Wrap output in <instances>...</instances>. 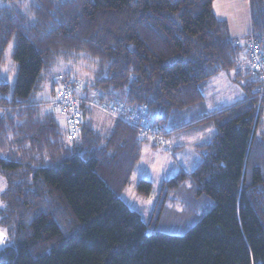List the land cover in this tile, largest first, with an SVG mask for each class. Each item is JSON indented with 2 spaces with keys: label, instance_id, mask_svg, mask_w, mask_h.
Wrapping results in <instances>:
<instances>
[{
  "label": "trees",
  "instance_id": "obj_1",
  "mask_svg": "<svg viewBox=\"0 0 264 264\" xmlns=\"http://www.w3.org/2000/svg\"><path fill=\"white\" fill-rule=\"evenodd\" d=\"M2 1L0 66L13 41L17 72L12 89L0 79V264H264V143L256 131L264 99L248 67L238 70L246 38L264 50V0H248L251 32L238 41L214 0ZM78 55L94 64L85 85L70 71L58 78L82 83L76 93L88 102L144 106L164 144L107 113L111 129L98 127L100 109L89 103L81 105L80 135L69 140L49 100L59 91L57 64ZM227 71L242 87L241 102L174 123ZM48 82L52 97L39 98ZM207 121L214 131L197 145V165L176 179L189 177L212 207L181 235L148 232L120 197L143 145L168 151L174 132ZM151 189L138 180V194Z\"/></svg>",
  "mask_w": 264,
  "mask_h": 264
},
{
  "label": "rangeland",
  "instance_id": "obj_2",
  "mask_svg": "<svg viewBox=\"0 0 264 264\" xmlns=\"http://www.w3.org/2000/svg\"><path fill=\"white\" fill-rule=\"evenodd\" d=\"M2 2L3 1L0 0V3ZM225 6H227L228 9H232L233 13L235 12L236 15L239 13V0H237V5L235 4V0H231V2L230 0H226ZM13 47V41H10L4 48L3 60L0 66V79L8 82L11 89L17 72L16 63L12 58ZM240 48L242 54L240 56L241 59L239 61L238 70L241 74L248 66L244 48L241 45ZM91 61L93 60L86 55H78L73 61L60 62L55 68V72H59L56 73L58 74L57 78L58 76H63L62 73L70 71L72 75H75V78L83 82V84L81 83L83 86L93 72L94 64ZM235 76V72H233L232 78L235 79ZM242 81H244V78H242ZM54 83L55 80H53L52 85H54ZM231 86L232 87L223 88L226 94H230L233 97L235 91L230 93L229 91L235 87H233V85ZM60 88L61 84L57 82L55 84L54 93H57ZM51 95L50 84L48 82L39 98L49 100L52 97ZM90 96H92V94ZM231 96H225L224 103H229L232 99ZM50 101L51 100H49V102ZM47 107L50 108L48 105ZM55 113L61 126H63L64 122L59 120L60 114L57 112ZM203 113H205V109L203 110L201 107H197V109H188L178 115H174V123L178 124L179 122L196 119ZM93 117L94 120L101 125H107L112 119L105 112L100 110L95 111ZM192 130L194 129H185L179 133L174 132L171 135L172 141L170 142V146L174 145V143L180 139L182 140L181 144H184L182 151L175 152L173 149L163 151L161 148L153 147L150 143L144 144L141 158L131 175L130 183L120 194V197L125 203L140 214L141 219L146 223L148 232L157 230L174 235H181L198 222L213 205L212 200L205 195L197 194L189 177L181 181L176 179L179 177L180 173L184 172L188 175L200 159L193 146L198 138L196 135L192 134ZM168 140L170 141V139ZM141 178L148 179L152 183V189L148 196L140 195L136 191L137 182ZM172 179H175L174 185L170 182ZM2 191L3 183L0 181V194ZM1 204L2 202L0 201V205ZM5 243L6 235L4 243H0V245H5Z\"/></svg>",
  "mask_w": 264,
  "mask_h": 264
},
{
  "label": "built area",
  "instance_id": "obj_3",
  "mask_svg": "<svg viewBox=\"0 0 264 264\" xmlns=\"http://www.w3.org/2000/svg\"><path fill=\"white\" fill-rule=\"evenodd\" d=\"M243 45L245 47L248 72L251 78L257 82L255 89L256 97L258 100H262L264 99V50L260 42L254 37L246 38ZM58 79L61 88L57 96L49 104L53 110L65 117L69 140H74L80 135L82 119L81 105L89 103L110 116L120 118L130 125H139L141 136H146L155 143H165V139L162 137L158 128L145 122L144 106H138L136 109L137 112H133L127 109L124 103L106 105L105 103H99L94 100L88 102L76 93L81 87L80 83L71 78L66 80L63 77H59Z\"/></svg>",
  "mask_w": 264,
  "mask_h": 264
},
{
  "label": "crops",
  "instance_id": "obj_4",
  "mask_svg": "<svg viewBox=\"0 0 264 264\" xmlns=\"http://www.w3.org/2000/svg\"><path fill=\"white\" fill-rule=\"evenodd\" d=\"M231 2V0H230ZM226 0H214L213 1V10L215 12V15L217 18L224 20L228 24L229 34L230 36L238 41L243 38H245L250 32H251V22H250V16H249V7H248V0H239L240 8L239 13H236L232 11V9H228L227 6H225ZM235 4L237 5V0H235ZM237 12V11H236ZM233 72H220L214 76H212L204 90V102L202 105L198 106L201 107V109H205V113L213 112L222 108L229 107L230 105L240 102L244 99V92L242 90V87L239 83H237L233 78ZM223 80V81H221ZM225 82V83H224ZM233 88L230 92L235 91L234 96L232 97L230 94H226L225 89L223 87H232ZM226 94V95H224ZM225 96H231L232 99L229 103H224V97ZM197 109V108H196ZM202 116V115H201ZM61 122H64L63 127L66 128L65 123V117L63 115H60ZM61 124V123H60ZM97 126H99L102 129H111L110 123L106 124H99L97 123ZM194 129L192 130V134L197 136V141L194 143L195 151L198 154V151L196 149L197 145L203 143L206 141V139L210 136V134L213 133L214 127L211 125V122H203L197 126H193ZM108 130V129H107ZM106 130V131H107ZM184 131V130H181ZM257 136L258 140L264 143V119L262 124L258 127ZM178 131L177 133H179ZM191 133V130H190ZM170 141L168 140V144L170 145L171 136L169 137ZM182 140H178L174 143V145L170 146V149H173V151L178 152L183 150V145L181 144ZM180 142V143H179Z\"/></svg>",
  "mask_w": 264,
  "mask_h": 264
},
{
  "label": "snow or ice",
  "instance_id": "obj_5",
  "mask_svg": "<svg viewBox=\"0 0 264 264\" xmlns=\"http://www.w3.org/2000/svg\"><path fill=\"white\" fill-rule=\"evenodd\" d=\"M5 240V230H0V243H4Z\"/></svg>",
  "mask_w": 264,
  "mask_h": 264
}]
</instances>
